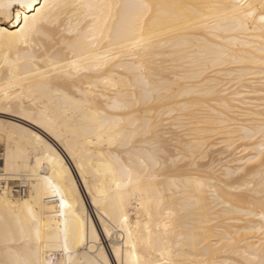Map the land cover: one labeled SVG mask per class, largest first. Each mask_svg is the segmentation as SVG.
I'll use <instances>...</instances> for the list:
<instances>
[{
    "label": "bare ground",
    "instance_id": "bare-ground-1",
    "mask_svg": "<svg viewBox=\"0 0 264 264\" xmlns=\"http://www.w3.org/2000/svg\"><path fill=\"white\" fill-rule=\"evenodd\" d=\"M49 3L0 19V264H264V0Z\"/></svg>",
    "mask_w": 264,
    "mask_h": 264
},
{
    "label": "snow or ice",
    "instance_id": "snow-or-ice-1",
    "mask_svg": "<svg viewBox=\"0 0 264 264\" xmlns=\"http://www.w3.org/2000/svg\"><path fill=\"white\" fill-rule=\"evenodd\" d=\"M53 6L49 3V0H8L7 3L0 2V9H3L0 19H6L9 24H12L13 28L17 29L14 32V39L26 44L30 38H34V35L38 36L40 34L37 24L45 11ZM86 7H91V5H86ZM20 10H24V12L22 13ZM261 19L264 20V16ZM5 35L7 33L3 28H0V37ZM53 192L58 194L55 189ZM64 206L63 200H61V207Z\"/></svg>",
    "mask_w": 264,
    "mask_h": 264
},
{
    "label": "rangeland",
    "instance_id": "rangeland-1",
    "mask_svg": "<svg viewBox=\"0 0 264 264\" xmlns=\"http://www.w3.org/2000/svg\"><path fill=\"white\" fill-rule=\"evenodd\" d=\"M4 151H5V144H4V142H3V140H2V138L0 136V158L3 156ZM3 185H4L3 184V181H0V186H3ZM14 190H19V188L18 189L17 188H14ZM49 199L50 198H48V201H49ZM111 233L112 234H110V240L106 241L104 239H101V242H102L103 246H105V249H107V251L109 249L108 246H109L110 243H112L114 245H117L118 244V242H116L118 240L117 239V234L115 233V231H112ZM109 241H110V243H109Z\"/></svg>",
    "mask_w": 264,
    "mask_h": 264
},
{
    "label": "built area",
    "instance_id": "built-area-1",
    "mask_svg": "<svg viewBox=\"0 0 264 264\" xmlns=\"http://www.w3.org/2000/svg\"><path fill=\"white\" fill-rule=\"evenodd\" d=\"M18 189V188H17Z\"/></svg>",
    "mask_w": 264,
    "mask_h": 264
}]
</instances>
